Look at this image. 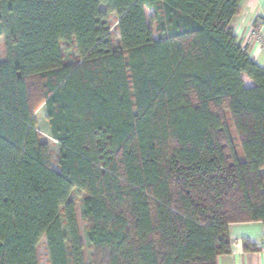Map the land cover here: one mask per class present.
Listing matches in <instances>:
<instances>
[{"label":"trees","instance_id":"obj_1","mask_svg":"<svg viewBox=\"0 0 264 264\" xmlns=\"http://www.w3.org/2000/svg\"><path fill=\"white\" fill-rule=\"evenodd\" d=\"M241 1L0 0V264H40L43 238L48 264H218L230 224L264 222Z\"/></svg>","mask_w":264,"mask_h":264},{"label":"crops","instance_id":"obj_2","mask_svg":"<svg viewBox=\"0 0 264 264\" xmlns=\"http://www.w3.org/2000/svg\"><path fill=\"white\" fill-rule=\"evenodd\" d=\"M232 27L239 42L248 45L253 58L264 66V46L260 42L264 34V0H242L240 13L234 17ZM229 232L232 251L220 255L218 264H264V222L232 223ZM42 242L46 247V238ZM248 243L255 249L246 250ZM48 260L47 256L46 264Z\"/></svg>","mask_w":264,"mask_h":264},{"label":"rangeland","instance_id":"obj_3","mask_svg":"<svg viewBox=\"0 0 264 264\" xmlns=\"http://www.w3.org/2000/svg\"><path fill=\"white\" fill-rule=\"evenodd\" d=\"M152 10L147 9V15L150 17L152 14ZM116 19L112 18V25H111V31H113L114 35L116 36L117 39H119V34L118 31L116 30ZM154 29V27H153ZM154 38H157L156 33H153ZM263 45V43H262ZM64 49V46L62 47ZM0 53L1 56L4 58V47H3V38L0 37ZM245 84L246 86H251L253 85V82L248 78L245 77ZM35 121L37 125V130L41 133L42 138L49 141L51 145V150H52V159L54 166H56L57 160H58V152L59 148L55 144V142L52 140L51 134H50V126L49 122L46 116V111L45 108L42 107V105H39L36 110H35ZM233 136L236 137L235 132H233ZM238 152L241 155V150L238 148ZM264 171V170H263ZM73 199L76 201V210H77V218H78V224H79V229H80V234L82 237L83 242L85 243V256L87 260H89V248L87 247V239L85 236V224L81 215V203L84 198V194L78 193L76 190L74 191L72 195ZM45 243V242H44ZM43 242L40 243L39 248H38V254H39V259H40V264H46L47 262V253H46V247Z\"/></svg>","mask_w":264,"mask_h":264},{"label":"built area","instance_id":"obj_4","mask_svg":"<svg viewBox=\"0 0 264 264\" xmlns=\"http://www.w3.org/2000/svg\"><path fill=\"white\" fill-rule=\"evenodd\" d=\"M261 43H263V46H264V34H263V37L261 38Z\"/></svg>","mask_w":264,"mask_h":264}]
</instances>
